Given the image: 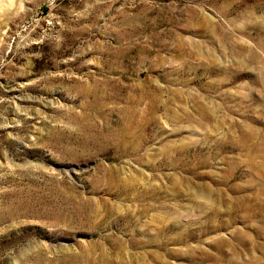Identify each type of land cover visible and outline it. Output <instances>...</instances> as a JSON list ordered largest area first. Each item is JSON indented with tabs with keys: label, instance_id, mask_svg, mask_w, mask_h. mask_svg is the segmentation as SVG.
Instances as JSON below:
<instances>
[{
	"label": "rangeland",
	"instance_id": "374dc122",
	"mask_svg": "<svg viewBox=\"0 0 264 264\" xmlns=\"http://www.w3.org/2000/svg\"><path fill=\"white\" fill-rule=\"evenodd\" d=\"M0 264H264V0H0Z\"/></svg>",
	"mask_w": 264,
	"mask_h": 264
}]
</instances>
